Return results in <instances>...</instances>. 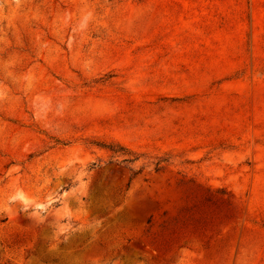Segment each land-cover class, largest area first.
Instances as JSON below:
<instances>
[{
    "label": "rangeland",
    "instance_id": "obj_1",
    "mask_svg": "<svg viewBox=\"0 0 264 264\" xmlns=\"http://www.w3.org/2000/svg\"><path fill=\"white\" fill-rule=\"evenodd\" d=\"M0 264H264V0H0Z\"/></svg>",
    "mask_w": 264,
    "mask_h": 264
},
{
    "label": "trees",
    "instance_id": "obj_2",
    "mask_svg": "<svg viewBox=\"0 0 264 264\" xmlns=\"http://www.w3.org/2000/svg\"><path fill=\"white\" fill-rule=\"evenodd\" d=\"M110 151H112L113 153H116V152H114L112 149H110Z\"/></svg>",
    "mask_w": 264,
    "mask_h": 264
}]
</instances>
